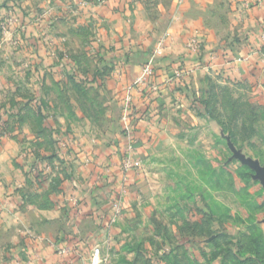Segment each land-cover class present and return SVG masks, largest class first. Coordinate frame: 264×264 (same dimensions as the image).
<instances>
[{"label":"rangeland","instance_id":"rangeland-1","mask_svg":"<svg viewBox=\"0 0 264 264\" xmlns=\"http://www.w3.org/2000/svg\"><path fill=\"white\" fill-rule=\"evenodd\" d=\"M41 2L52 11L40 18L51 22L41 34L44 45L57 65L65 59L73 69L63 68L57 79L46 72L34 90L36 81L28 75L34 62L20 56L29 47L10 44L17 22L0 17V263L35 257L39 264H55L53 250L71 246L81 249L74 255L78 262L89 264L99 246L103 264H264V184L249 165L264 169V46L255 47L261 55L248 78L220 75L209 58L202 67L182 60L161 64V70L169 67L166 101L153 80L149 93L143 91L159 101L147 105L159 122L156 138L126 161L119 155L109 161L101 150L120 131L112 112L122 95L105 88L103 73L110 71L100 68L106 46L90 26L71 18L65 42L56 0ZM20 25L23 41L26 27ZM218 30L224 46H237L247 36ZM170 38L165 34L148 54L165 59ZM204 43L198 33L187 48L201 56ZM244 55L238 56L240 64L250 61ZM72 74L91 80L75 82ZM33 161L40 172L27 167ZM91 168L98 173L95 184ZM68 184L83 191L103 188L101 210L67 207ZM38 247L52 248L48 261L38 258Z\"/></svg>","mask_w":264,"mask_h":264},{"label":"crops","instance_id":"crops-1","mask_svg":"<svg viewBox=\"0 0 264 264\" xmlns=\"http://www.w3.org/2000/svg\"><path fill=\"white\" fill-rule=\"evenodd\" d=\"M1 5H4V7H1ZM34 6L38 8L36 13L34 12ZM11 8H13V11ZM45 8L41 0H23L22 3L17 0H0V17L2 16L7 20L8 16L13 13L17 20L16 31L10 32V44L29 47L27 50L29 53L20 56H25V59L34 62L33 68L28 74L33 81H36L33 85L34 90L40 89L41 83L38 78H44L46 72L51 74L54 79H57L63 68H66L68 72H72L73 69V62H66L65 59H62V65H57L51 59L48 47L44 45L45 41L41 34L44 30L47 31L46 27L51 22L40 18H43L42 16L45 13L52 12L44 10ZM57 11L60 18V22L57 23L58 33L65 42H69V37L65 32V24L71 18L73 20L76 19L77 21L75 20L74 23L78 25L84 26L86 24V26H90L89 30L96 35L97 41L106 46L107 55L102 56L103 68H100L102 72H104L105 68L110 71L107 74L103 73L107 84L105 88L106 90L108 88L110 93L122 95L118 105L116 103L114 106L117 112H112V120L115 119V125H118L120 119V125L124 126L122 109L126 89L137 79L143 65L148 63L153 56L155 58L153 82L160 85L159 88H161V92L164 95L163 98H165V95L169 92L163 89L170 86L169 67L161 70V64L182 60V62L188 61V63L190 61L194 63L195 61L200 65V63L203 64L209 58L208 60L213 62L209 61V63L220 68V75L234 79L248 78L249 70H255L254 62L256 56L261 55L257 53V50L260 49V46H264V0L260 6L249 10L243 9V0H56ZM18 23L26 27L23 41L22 38H18V31L21 30V25H18ZM219 26L233 30L237 36H239L238 32L246 33L247 36L241 39L240 44L237 46L221 45L222 39L218 32ZM85 31H88L87 28ZM150 31H152L151 34ZM198 33L205 40L201 56L193 55V49L190 51L187 48L192 46V39L196 38ZM165 34L167 38L172 36L167 40V45H169L165 50L167 57L162 60L161 58L158 59L154 54H148L150 52L148 47L157 45L156 43ZM256 46H259L257 50ZM239 50L245 51L243 53L245 54L244 56H246V59H250L248 63H239L238 56L243 55ZM113 67L115 68L114 70H112ZM183 68L189 70L190 66H184ZM190 73L191 71L187 74L190 75ZM193 73L195 74L196 72L193 71ZM163 83L166 85L161 86ZM143 91L149 93V89H137L134 93L132 104L134 117L131 124L133 127L139 124L132 131L134 151L137 155L145 150L147 142L156 138L157 127L159 126L155 113H152L151 107L147 106L156 105L159 101L145 98ZM113 140V145L108 146L110 149L107 147V149L101 150L103 156L105 157L106 155L109 161L116 160L118 157L116 155L124 158L128 147V138L119 132L115 134ZM142 148L143 150L141 151ZM97 153H99L98 150L95 154ZM34 163L35 161L31 163L32 165H27V167L35 169ZM89 172L91 173L89 178H91L92 184L97 183V171L92 169ZM117 174L120 173L118 172ZM121 180L122 177H117V181ZM76 184H68L64 187L67 190L71 189L68 194L65 193L67 207L74 211L78 204L81 206L80 210L86 208L90 210V213L99 212L104 204L106 195L103 192V188L96 192L92 189H85V186L83 187L85 191H83L82 188H77ZM119 186H121L120 182L116 183L115 188H119ZM70 194L74 196L71 197ZM92 196H96L97 201H99L96 207L92 206L94 204ZM8 201L14 206L15 199L11 198ZM5 203L9 204L8 202L3 204ZM102 214L104 215L103 212ZM89 217L87 219H93ZM105 218H103V222H106ZM80 220H86V216ZM38 248L41 250L38 258L48 261L49 259L47 258L51 257L52 248ZM66 248L64 249L66 251L65 255L69 256V258H65L62 255L61 249L53 250V253L54 251L55 253L57 252L54 254V257L57 258L55 259V264H81L74 256L76 252H80V247L75 249V247L66 246ZM24 258L22 260L26 263L18 262L16 264L40 263H37L36 259L33 260L35 257L31 258V260ZM0 264H4V262L2 261ZM44 264L52 263L44 262Z\"/></svg>","mask_w":264,"mask_h":264},{"label":"built area","instance_id":"built-area-1","mask_svg":"<svg viewBox=\"0 0 264 264\" xmlns=\"http://www.w3.org/2000/svg\"><path fill=\"white\" fill-rule=\"evenodd\" d=\"M263 3V0H243V9L244 10H249L254 7H258ZM10 20V22L15 21L17 22L16 18L14 17L13 13L10 14L7 18V20ZM6 20V21H7ZM197 44V43H195ZM198 49H194V51H198L200 48V45L198 46ZM154 57L149 60L148 63L143 65L140 75L137 77V79L127 87L126 89V94L123 100V109H122V120L124 123V129L126 132V137L128 138V147L126 150V154L124 156V160L126 161L131 154L133 153L134 149V142H133V136H132V131L133 129L131 128L130 124L133 120L134 117V111H133V97L134 93L137 89H149L152 88V83L151 81L153 80L154 77ZM170 81V79H169ZM124 174V173H122ZM116 207V213L120 211V207H118V204L115 206ZM62 255L66 253L65 250H61ZM104 260L102 257V250L99 246H96L92 249L91 255L89 258V264H103Z\"/></svg>","mask_w":264,"mask_h":264},{"label":"trees","instance_id":"trees-1","mask_svg":"<svg viewBox=\"0 0 264 264\" xmlns=\"http://www.w3.org/2000/svg\"><path fill=\"white\" fill-rule=\"evenodd\" d=\"M1 7H4V5H1ZM13 11V8H11ZM155 61V60H154ZM146 64V63H145ZM71 78L75 81V82H81V81H85V82H89L88 80H91L90 77L82 80L81 78H78L76 75L71 76ZM229 80H232L230 78H228ZM236 81V80H233ZM92 82H94V78L92 79ZM13 110V109H12ZM13 116L17 117V114L15 115L14 111H13ZM121 135H123L124 137H126V132L124 129V126L120 125V131H118ZM35 170H37L38 172H40V168H38V166H35ZM92 199L94 200V204L92 205L93 207H96L99 204V201H97V197L96 196H92Z\"/></svg>","mask_w":264,"mask_h":264},{"label":"water","instance_id":"water-1","mask_svg":"<svg viewBox=\"0 0 264 264\" xmlns=\"http://www.w3.org/2000/svg\"><path fill=\"white\" fill-rule=\"evenodd\" d=\"M250 166H252L257 171V177L262 181L264 184V169H262L259 165L255 163H249Z\"/></svg>","mask_w":264,"mask_h":264}]
</instances>
